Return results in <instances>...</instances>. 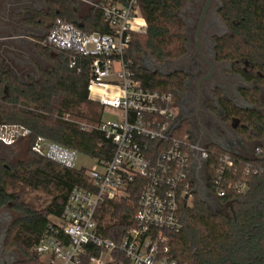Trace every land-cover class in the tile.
<instances>
[{
	"label": "trees",
	"instance_id": "16d2710c",
	"mask_svg": "<svg viewBox=\"0 0 264 264\" xmlns=\"http://www.w3.org/2000/svg\"><path fill=\"white\" fill-rule=\"evenodd\" d=\"M186 2L140 1L147 27L132 35L126 59L132 62L137 79L147 89L174 94L185 90L184 72L152 71L144 67L143 60L148 56L161 66L187 56V25L182 16ZM218 15L229 33L215 38V60L231 65L235 74L256 87L253 91L241 89L250 108L220 101L226 120L236 118L241 122L236 132L249 145L245 153L216 145L207 147L216 154L232 153L237 161L251 164L255 173L249 177L245 195L229 192L219 198L210 182L203 197L196 184L192 203L183 201L180 205L183 230L166 232L169 257L177 264H264V101L260 90L264 86V0H220ZM57 19L87 33H108L99 11L91 9L81 18L77 3L69 0H52L48 9L35 14L32 21L36 25H53ZM39 53L48 63L40 71L39 80L25 82L11 71L0 69V126L29 134L22 139L28 144V160L13 166L0 160V210L10 207L20 214L6 240L7 246L23 255L14 264H41L31 250L52 219L62 215L70 191L75 186L88 185L84 170H68L34 154L36 140L46 138L99 162L110 160L114 153L112 143L96 130L105 108L89 100V62L50 46L42 47ZM73 61L76 67L72 68ZM183 135V131L179 132V136ZM214 161L212 157L210 163ZM209 171L213 175L214 169ZM39 192L46 198H31ZM139 197L140 189H135L129 200L102 204L97 219L99 232L119 240L130 227L129 219Z\"/></svg>",
	"mask_w": 264,
	"mask_h": 264
},
{
	"label": "built area",
	"instance_id": "2783aa9c",
	"mask_svg": "<svg viewBox=\"0 0 264 264\" xmlns=\"http://www.w3.org/2000/svg\"><path fill=\"white\" fill-rule=\"evenodd\" d=\"M69 1L99 11L108 33H87L57 19L46 45L89 62V100L118 110L120 116L96 128L112 143L114 153L108 161L93 160L96 166L90 170L77 167L81 154L74 149L43 137L32 146L34 154L68 170H84L88 178L87 187L70 191L62 215L48 224L33 253L41 264H177L169 257L166 232L183 230L180 205L190 202L194 186L206 188L211 182L219 198L229 192L245 195L253 166L232 153L212 152L190 133L179 136L174 93L147 89L137 79L126 53L132 35L147 27L141 0ZM28 135L0 126V143L8 147ZM135 189H140V197L129 229L117 241L102 235L100 206L129 200Z\"/></svg>",
	"mask_w": 264,
	"mask_h": 264
},
{
	"label": "flooded vegetation",
	"instance_id": "af4514ba",
	"mask_svg": "<svg viewBox=\"0 0 264 264\" xmlns=\"http://www.w3.org/2000/svg\"><path fill=\"white\" fill-rule=\"evenodd\" d=\"M219 9L220 6L218 8V11ZM218 11L216 12V17L219 19L218 22L220 23V28L214 27L215 23L211 22V28L209 31L210 34L209 36H205L203 29H205L208 21V17L206 16L204 26L200 35L201 44L202 42H208V40L212 41L213 43L212 53L214 59L212 62L210 61L213 68L211 69V67L203 61L208 67V69H206L205 71L199 70L193 65L187 67L189 71L178 70L184 72L187 75V80L185 82V90L183 92H177L174 94V102L176 123L180 129L183 128L184 125L187 126L191 130V134L194 136L196 141L200 142L202 145H216L220 147L230 148L236 144V139L239 137L236 130L241 126V122L236 118H233L230 121L226 120L225 112L221 107L220 101L227 100L238 108H250L249 102H247L241 94V89L253 91L256 85L254 83L246 82L243 78L235 74L232 71L231 65L227 63H220L215 60V38L222 37L229 33V29L219 17ZM184 21L186 25L189 22L188 19H184ZM224 32L226 33L220 36L218 35L219 33ZM195 48L198 49L196 47V43ZM197 51L199 52V50ZM202 51H204V48H202ZM189 53L190 51L188 50L187 56L179 61L180 65H183L182 63H184L188 59ZM199 57L201 58L200 53ZM3 63L5 64L4 68L6 67L8 69V62L3 61ZM2 68L3 66H1L0 64V69ZM196 69V73L198 72L197 75H192ZM196 78L197 80L195 81ZM243 83L247 85V88L240 87L238 89V87L243 85ZM234 85H236V89ZM260 90L263 95L264 86H261ZM237 96L239 98L241 97L240 100H242V102L238 103V100L236 99ZM218 117H220V120L218 119ZM228 122H231V127L226 126V123ZM238 123H240V125H238ZM217 134H220V137H217ZM232 139L234 140L235 144H233ZM2 224L6 226V223H4V220L1 218L0 243L3 240L2 234H4V237H7V235L5 236L4 229H2L1 227ZM4 239L5 240L3 241L5 242L6 238ZM3 247L1 248L3 249ZM12 261L13 260L11 254L6 251H1L0 249V264H12Z\"/></svg>",
	"mask_w": 264,
	"mask_h": 264
},
{
	"label": "rangeland",
	"instance_id": "374dc122",
	"mask_svg": "<svg viewBox=\"0 0 264 264\" xmlns=\"http://www.w3.org/2000/svg\"><path fill=\"white\" fill-rule=\"evenodd\" d=\"M206 0H187L183 12H182V16L184 19H188V27H187V33H186V38L188 41V47H189V57L188 59L182 63L184 65H180L179 61L177 62H168L164 65L158 66L156 65L148 56H146L143 60V65L145 68L152 70V71H160L163 74H170L176 70H185V71H189V69L187 67H189L190 65H193L194 67H197L199 70H206L208 69L207 65L203 62V60L199 57V52L197 51L198 49L195 48V34H196V30L198 27V22H199V18L200 15L202 13V10L204 8ZM220 6V0H211V5L210 8L208 10L207 17H208V21H207V25L205 27V29H203L204 35H208L209 36V31H210V23L214 22L216 28H220V23L218 22V18L216 17V12L218 11V8ZM213 29V28H212ZM224 33H219L218 35H223ZM200 45L202 48H204L203 54L204 57L210 62L213 61L214 57H213V53H212V48H213V43L212 41L208 40V42H202L200 41ZM33 61L35 59H32ZM196 64V66H195ZM48 66V63L45 62V67L46 68ZM43 67V66H42ZM42 67L40 68V71L43 69ZM22 68V67H21ZM7 69L6 67L2 68V70ZM197 69L193 72L192 75H197L196 73ZM35 77H37V79L40 78L39 75H35ZM33 79V78H32ZM197 80V78L195 79V81ZM27 82V81H26ZM235 89L237 88L236 85H234ZM240 87H245L247 88V85H245L243 83V85L239 86L238 89ZM262 97V101H264V93L261 96ZM236 99L238 100V103L242 102L241 97L239 98L238 96L236 97ZM244 105V103H243ZM120 116V112L116 109L110 108V107H105L104 109V113H103V121H115L118 120V117ZM218 119L220 120V117H218ZM231 122L226 123V126L231 127ZM238 125H240V123H238ZM183 131L185 134L190 133L191 134V130L187 127L182 128L181 130L179 129V132ZM195 134V133H194ZM222 136V134H221ZM217 137H220V134H217ZM233 140V139H232ZM233 144L234 140H233ZM227 148V147H226ZM229 148V147H228ZM246 148H249V145L245 144L244 141L241 138H237L236 139V144L232 147H230L231 150L233 151H237L240 153H245ZM0 160H4L6 162L7 165L9 166H13L16 165L18 162H22V161H26L28 160V144L26 140H21L19 141L17 144H15L14 146L8 147L5 146L3 144L0 143ZM94 166H96V163L90 158L87 157L85 155H79V159L77 162V167L78 168H85V169H92L94 168ZM198 187L197 190L199 191V193L204 197L207 195L206 192V188L205 186L201 185L200 183H197ZM31 198L33 199H45L46 196L43 192H39V193H33L31 195ZM193 201V197L191 198L190 202L188 203L189 205L192 203ZM20 214L15 211L14 209L8 207V208H3L0 210V219L2 218L4 220V223H6V226L4 224H2V229H4L5 231V236L8 235V231L11 228L12 224L19 218ZM56 221V220H55ZM7 233V234H6ZM3 236V240H5L4 238V234H2ZM1 241L0 245L1 247H3V249L0 247L1 251H6L9 254H11L12 256V264L16 263L19 260L23 259V255L21 254V252L19 250H17L16 248H10L9 246L6 245V241ZM31 252L33 253V250H31Z\"/></svg>",
	"mask_w": 264,
	"mask_h": 264
},
{
	"label": "crops",
	"instance_id": "0c3cea01",
	"mask_svg": "<svg viewBox=\"0 0 264 264\" xmlns=\"http://www.w3.org/2000/svg\"><path fill=\"white\" fill-rule=\"evenodd\" d=\"M52 0H0V64L8 62V69L23 81L39 80L35 75L45 70V59L40 55L46 47L51 23L34 24L35 14L46 11ZM78 14L86 17L91 7L77 3ZM32 59H35L34 61ZM22 67V68H21ZM33 78V79H32Z\"/></svg>",
	"mask_w": 264,
	"mask_h": 264
},
{
	"label": "water",
	"instance_id": "95a60500",
	"mask_svg": "<svg viewBox=\"0 0 264 264\" xmlns=\"http://www.w3.org/2000/svg\"><path fill=\"white\" fill-rule=\"evenodd\" d=\"M210 5H211V0H206L205 5H204V8L202 10V13L200 15L199 24H198L197 31H196V36H195V43H196V47L199 50V53H200L201 58L212 69L213 68L212 67V64L204 57V54H203V51H202V48H201V45H200V35H201V32H202V29H203V26H204V22H205V19H206L208 10L210 8Z\"/></svg>",
	"mask_w": 264,
	"mask_h": 264
}]
</instances>
